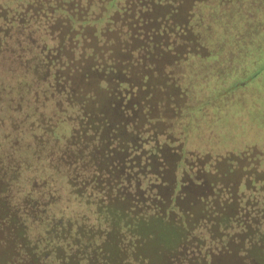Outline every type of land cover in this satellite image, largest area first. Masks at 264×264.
Instances as JSON below:
<instances>
[{"label":"rangeland","instance_id":"obj_1","mask_svg":"<svg viewBox=\"0 0 264 264\" xmlns=\"http://www.w3.org/2000/svg\"><path fill=\"white\" fill-rule=\"evenodd\" d=\"M263 201L264 0H0V264L80 231L104 264H264Z\"/></svg>","mask_w":264,"mask_h":264},{"label":"trees","instance_id":"obj_2","mask_svg":"<svg viewBox=\"0 0 264 264\" xmlns=\"http://www.w3.org/2000/svg\"><path fill=\"white\" fill-rule=\"evenodd\" d=\"M91 67H90V65L86 68V69H83V70H88V69H90ZM95 75H93V76H95V77H97V78H101V76L102 77H105V82H111L112 80H113V78H114V74H113V70H111V71H108L106 74H105V71L104 70H100L99 68H96V70H95ZM91 74H93V73H88L86 76H84V78H86V77H88V75L90 76ZM83 79V78H82ZM71 83H73V82H71ZM98 88H99V85H98ZM70 93H72V94H74L75 96H76V94H77V91H78V86H77V84H76V82H74V86L72 87V86H70ZM118 103H116V101L115 100H109V104H108V106H107V108H109V110L110 111H112V110H117L118 109ZM102 107V109L103 110H106L107 108H106V106L104 105H102L101 106ZM105 115H106V113H105ZM104 115V113H103V116H104V119L103 118H101V120H100V123H99V125L97 126L98 127V129L99 128H101V131H100V134H101V137H100V140H99V142H97L96 144H103V145H110V142H111V139H108L107 138V134H108V131H109V129H107L109 126L108 125H111L112 124V122H111V120H109V119H107L108 117V115H106L105 116ZM103 120V121H102ZM102 121V122H101ZM100 126V127H99ZM111 138V137H110ZM43 149V148H42ZM38 152H36V157L37 158H39L38 160H39V163H40V175H42L41 177H42V180L43 179H45L44 177L46 176V174L48 175L49 174V172L51 171H53V170H55V171H57V169H58V167L57 166H59V163H57V161L58 160H62L60 157H58V159H52L51 157H49V158H47V156L44 158V160H43V157H44V154H43V150H37ZM35 155H33V156H35ZM91 155V154H90ZM30 156V155H29ZM98 157H97V162H98V160H100L101 162H103V158H104V151H102V150H100L99 151V153H98V155H97ZM107 156V155H106ZM32 157V156H31ZM37 158H35V160L37 159ZM65 158V157H64ZM72 158V156H70V159ZM108 157H106V159H107ZM26 159V160H25ZM29 157H28V155H23V157H22V160L23 161H25V163H27V164H30L29 162H32L33 161V157L31 158V160L29 161ZM94 158H93V156L91 155L90 156V161H93V163H94V160H93ZM11 160H12V158H11ZM56 160V161H55ZM53 161V162H52ZM106 161V160H105ZM57 164H56V163ZM74 164V166H76V164L77 163H73ZM100 164V163H99ZM98 164V165H99ZM37 165V164H36ZM51 165H52V167H53V170H52V168H51ZM103 165V164H102ZM38 166V165H37ZM42 167V168H41ZM47 167H49V168H47ZM39 168V167H38ZM38 171H39V169H37ZM59 170V169H58ZM71 174H72V172H71ZM70 177H72V176H70ZM73 178H71V180H72ZM70 180V179H69ZM44 181V180H43ZM47 186V185H46ZM77 186V185H76ZM80 187H81V184H80ZM73 188H75L74 186H73ZM82 189H85V188H82ZM76 191H74V193H75ZM86 191H84V193H85ZM77 193V192H76ZM75 193V195L74 196H78L79 198H83V197H81L82 195H80L81 193H78V194H76ZM82 193H83V190H82ZM76 196V197H77ZM80 199V200H81ZM151 200L153 201V200H156V204L157 205H160L161 203L162 204H165L164 203V200H163V198L160 196V195H155V196H153L152 198H151ZM153 203V202H152ZM263 203H264V201H263ZM163 207H164V205H163ZM167 208L168 209H171L172 208V206L170 207L169 205L167 206ZM248 209V208H247ZM246 209V210H247ZM161 210H162V208H161ZM234 214H233V216H227V221H228V224L229 223H231L232 221L234 222V221H237V212L235 211V210H233L232 211ZM255 211H249V210H247V211H244L243 212V217H244V220H243V222H245L246 224H244V227H243V229L242 230H245V228H247V226L246 225H248V224H251V223H253V222H256V221H260V220H264V211H262L261 213H260V215H255V213H254ZM235 215V216H234ZM232 217H234V219L232 218ZM79 224L81 223V222H79V221H77ZM231 228V227H230ZM229 228V229H230ZM75 229V222H73V220L72 219H70V218H66V217H64V216H60L59 215V217H57V218H55V220L54 221H51V224H50V226H49V229H48V233H50L51 235H53V237H57V238H59V237H67L68 235H71V233L73 232V230ZM83 229V228H82ZM228 229V230H229ZM81 233H83L82 231H80ZM231 231H228V234H229V236L231 235V233H230ZM247 232V231H246ZM81 233H79V234H75V233H73L74 235H72V236H70L71 238H73V240H74V244L73 243H68L67 245H65L64 246V243H63V245L59 242V243H57L56 242V246L55 245H53L51 248H53V249H51V252H53V256L55 257V258H57V259H60V263H62L63 262V260H65V262H67V264H84V262L86 263V264H95V262H96V264H97V261L99 262L100 260H99V255H103V259H101V263H107L106 261L107 260H104L105 259V257L106 256H108V255H105V253H104V251H102V249H100V247H99V251H97V246H92L93 244H91L92 243V241L91 242H87V243H85V241H86V239H85V241L82 239V235H81ZM256 233H258V232H255V234ZM84 234V233H83ZM234 235V234H233ZM262 237H263V240H264V234L262 235ZM53 239H55V238H53ZM235 239H232L231 241H233L232 243H230V244H228L229 246H230V249H231V251H234V250H239V248L238 247H242V245H245V246H247L248 247V250L250 249H252L253 247H257L258 245H260V244H258L257 243V245L255 244L254 245V243H252V242H249V243H245V242H235L234 241ZM253 241H255V240H253ZM82 242H84V243H82ZM87 246V247H86ZM110 246H112L111 244H110ZM240 247V248H241ZM113 249H115L116 247H112ZM227 249H228V247H227ZM42 252H40L39 253V256L40 257H42L43 256V254H45V255H47L48 256V254H49V252H47L46 253V251H45V253H44V249L43 250H41ZM249 254L251 253L253 256H255V257H257L256 255H255V253H252L251 251H249L248 252ZM37 257L38 258V264H45V259H44V262L43 261H41V258L40 257ZM36 257V256H35ZM43 259V258H42ZM115 259H119V258H115L114 257V259H112V260H110L111 261V264H123V261H124V259H127L126 257H120V260L118 261V260H115ZM63 264H64V262H63Z\"/></svg>","mask_w":264,"mask_h":264}]
</instances>
